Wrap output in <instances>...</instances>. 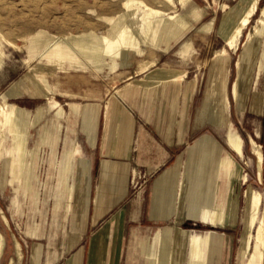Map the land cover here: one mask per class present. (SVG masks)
<instances>
[{
	"label": "rangeland",
	"instance_id": "1",
	"mask_svg": "<svg viewBox=\"0 0 264 264\" xmlns=\"http://www.w3.org/2000/svg\"><path fill=\"white\" fill-rule=\"evenodd\" d=\"M124 1L126 0H0V28L11 42L21 47V50L17 51L0 39V43L3 44L0 46V109L4 102L10 107L16 105L19 109L17 112L13 110L9 113L7 123H3L0 116V160H3L0 163V211L4 210L10 221V226H7L0 212V231L6 240V250L1 264H6L13 253V235L22 244L26 257L23 264H31L34 248L38 247H41L42 264H72L79 254L83 259L86 236L84 235L79 243L69 242L73 209L67 212L68 202L58 207L57 199L60 185L58 163L63 153L71 148L75 141L80 142L85 149L83 143L87 141L82 112L77 115L65 104L77 103L82 110L87 104H98L100 106L98 125L105 121L104 112L108 102L111 103L110 107L123 106L126 105L123 100H133L137 105L143 104L147 112L146 119L154 125L158 122L161 112V120L166 128L161 133L164 134L163 138L171 139L173 145L163 146L167 161L163 168L153 174L155 176L153 179L164 171L173 169L178 163L180 173L186 175L189 149H195L197 146L202 148V142L207 139L209 143L211 140L214 141L217 150L214 161L212 164L206 161L202 168L203 194L208 188L209 175L212 174L209 186L214 195L212 206H215L218 200L225 199L228 209L236 206V216L228 221L224 228L207 226L190 216H185L177 222L174 214L168 221L156 225L150 221V210L147 209L151 197L147 186L153 179L150 180V175L144 172H138L137 179L132 184L129 201L137 202L140 197L142 200L139 201V209L135 212L133 223L125 229V242L116 245L121 251V264H146L139 254L137 238L149 237L158 228L171 227L162 232L169 236L171 229L176 226L184 230L197 229L201 232L212 230L218 236L222 235L224 245L221 253L214 258L215 264H237V252L244 227L245 192L250 187L249 191L261 192L264 198V176L263 184H259L256 177L258 163L252 145L253 141L256 142L264 154L262 37L253 38L249 46L253 44L256 50L251 58L245 59L246 48L249 47L246 46L248 36L256 21L262 17L264 0H260L259 10L252 18L249 28L244 31L236 50H229L227 47L232 25L229 23L228 26H224L225 15L230 10L244 14L253 0H192L187 11L181 8L177 11L194 28L183 33L178 41L172 43L169 51L163 50V45L169 38L166 34L165 36L162 34L163 41L158 40L151 46L130 48L124 43L123 36L110 33L111 28L117 25L118 16L126 12L123 8ZM144 1L171 13L170 8L159 0ZM138 15L144 16V11L138 9ZM196 16H199L197 22ZM213 19L215 22L212 30L199 31ZM162 26L165 29L174 24ZM159 31L155 37H160L161 33H164L161 28ZM141 32L143 33V28ZM86 34H95L101 39L96 45L97 49H112L111 57L104 64L98 62L101 52L95 53L89 62L82 55H74L65 45L67 38H80ZM185 44L186 48L182 47ZM222 49H227L228 55L217 56ZM69 56L73 57V60ZM221 62L224 64V86H227L230 99L226 118L232 127L219 131L218 127L207 119L202 129L194 131L197 109L207 98L210 71ZM238 63L241 65L240 68H237ZM151 68L150 72L154 74L167 71L186 75L180 92L169 94L163 88L150 91L135 90V85L141 83V77L131 80L127 77ZM105 70L103 75L107 78L97 76V73H103ZM235 80L240 81L238 101L231 93ZM47 81L58 91L54 94L53 90L55 101L52 100L51 104L48 100L51 96L43 88ZM195 81L196 91L187 93L186 88L193 86ZM115 85H118L116 90ZM38 86L44 91H39ZM8 93H13L15 97L9 99L11 95ZM241 95L247 97V100L238 105L236 102H240ZM127 105L131 106L129 103ZM63 108L67 114V122L56 118L64 112ZM39 110L41 112L36 120L35 115ZM184 124L186 130H173L174 126L183 128ZM18 129L22 134L18 133ZM43 129H48V134L45 135ZM231 131H235L236 137L243 141V159H240L226 143ZM2 133L5 140L2 139ZM178 138L179 144L175 145ZM22 139L28 140L26 147L23 143L16 145V142H22ZM209 143L207 149L210 148ZM34 150L35 162L32 156ZM227 155L233 157L240 173L248 176L245 179L247 185L241 180L230 182L225 175L215 177L213 172L217 162ZM9 158H21L24 161L10 163ZM189 162L193 163L195 167L193 173L196 174L200 167V157ZM30 165L33 175L30 182L33 186L32 189H27L25 184L29 181L28 177L23 175L18 179L15 176L21 169L28 170ZM176 171L178 175L179 169ZM193 182L196 181L192 180L191 183ZM13 198H17L16 205L11 202ZM70 204L73 207L72 202ZM250 226L249 216L245 239H249L254 233ZM258 253L259 248L252 241L249 255L258 256Z\"/></svg>",
	"mask_w": 264,
	"mask_h": 264
},
{
	"label": "crops",
	"instance_id": "2",
	"mask_svg": "<svg viewBox=\"0 0 264 264\" xmlns=\"http://www.w3.org/2000/svg\"><path fill=\"white\" fill-rule=\"evenodd\" d=\"M230 11L233 14L229 23L233 26L236 22V17L241 13H237L234 10ZM214 22V19L211 20L209 24L203 25L199 31L212 30ZM1 45L3 44L0 43ZM182 47L186 48V44ZM171 48L172 43L163 45V50L165 51H169ZM223 65V62H221L210 71L207 98L197 109L194 131L202 129L207 119L214 123L219 131L232 127V124H228L226 118L230 108V99L227 86H224ZM154 67H156V64ZM152 68L145 72H136L134 75L127 77L128 80L141 77V83L135 85V90L150 91L163 88L169 94H178L180 92V87L185 82L186 75L167 71L154 74L150 72ZM105 72L106 70L103 73H97V76L107 78L103 75ZM142 75L145 76L142 77ZM47 84L52 91L54 90V94L58 92L49 82ZM117 86H114L115 90ZM37 89L39 91L43 90L39 86ZM195 91L196 81L193 86L186 88L187 93H194ZM231 91L233 96V86ZM8 94L11 95L9 99L15 97L13 93ZM48 95L50 94L48 93ZM48 95L46 94L47 97ZM68 96L74 95L69 94ZM246 100L247 97L241 95L240 102H235L239 105ZM123 102L126 105L129 103L132 107L128 105V107L126 105L110 107L111 103L108 102L104 112L105 121L100 122L98 125L97 121L100 115V106L98 104H87L84 110L77 103L65 104L77 115L82 112L85 131L87 132V141L83 143L85 149L82 148L80 142L75 141L72 147L63 153L58 163V182L60 184L57 191L58 207H62L64 202H68L67 212H70L71 208L73 209L72 230L68 235L69 242L79 243L82 241L83 236H86L83 259L79 254L72 264H121V251L117 249L116 245L125 242V229L133 223L135 212L139 209V201L142 200L140 197L137 202L134 200L129 201V196L132 193V184L137 179L136 174L144 172L146 175H150V180L155 178L153 174L163 168L167 161V157L164 156L163 146L173 145L171 139L168 137V139L163 138L164 134L161 133L166 129L165 123L161 120V112L158 122L154 125L146 119L147 112L143 104L137 105L133 100H123ZM63 111L56 118L67 122V114L64 108ZM39 112L41 110L35 115L36 120ZM176 129L184 131L186 126L185 124L183 128L174 126L173 130ZM43 131L45 135L49 132L48 129H43ZM230 137H236L235 131H231L228 134L226 143L240 159H243L244 148L243 153L242 151L241 153L236 151L229 143ZM179 141L178 138V142L175 145H178ZM208 143L209 140L207 139L202 142V148L197 146L195 149H189L188 165L185 168L186 175L180 173V163H178L173 169H170L172 170L171 172H169L170 170L164 171L156 179H153L152 183L150 181L147 191H150L151 197L147 209L150 210V221L152 223L156 225L164 223L174 214L177 222L181 221L185 216H190L193 220H199L207 226L224 228L228 221L235 218L236 206L233 205L232 208L228 209L227 200H218L217 204L212 206L214 195L209 187L212 174L209 175L208 188L203 194L202 168L206 165V161H210L212 164L214 154L217 152L214 147V141L211 140L209 143L210 150L207 149ZM23 147L22 149L25 151ZM32 156L33 162H35V150ZM197 157H200L201 168L199 167V171L194 174L193 170L195 167L189 161ZM8 161L10 163H22L24 159L9 158ZM2 162L3 160H0V163ZM29 167L28 170L21 169L18 171L15 178L20 179L23 175L27 176L29 181H27L25 187L32 189L33 185L30 182L33 177L32 165ZM20 168L22 167L20 166ZM178 169L177 175L176 170ZM213 174L217 178L225 175L230 182L241 180L247 185L245 179L248 176L240 173L235 160L228 155L219 159ZM192 180L196 182L192 184ZM249 189L250 187L245 192L244 227L237 252V264H245L247 261V256L243 257V250L249 221V203L247 199ZM11 202L16 205L17 198H13ZM71 202L73 207H71ZM169 228L171 227L158 228L149 237L137 238L139 254L146 264H154L150 257H155L157 264H197L191 252V242L194 238L209 239L206 253L207 264L216 263L214 258L221 253L224 245L222 235L218 236L212 230L201 232L197 229L184 230L176 226L171 229L169 236H165L162 232ZM163 242L167 246H162ZM41 255V247L34 248V258L31 264H42V262L40 263Z\"/></svg>",
	"mask_w": 264,
	"mask_h": 264
},
{
	"label": "bare ground",
	"instance_id": "3",
	"mask_svg": "<svg viewBox=\"0 0 264 264\" xmlns=\"http://www.w3.org/2000/svg\"><path fill=\"white\" fill-rule=\"evenodd\" d=\"M159 1L162 2L166 7L170 8L171 13L165 11L164 9H160L159 7L155 8L156 6L153 7L144 0L124 1L123 8L126 9V12L121 13L118 16L117 25L111 28L110 33L115 34L119 37L123 36L124 43L128 47L134 48V47L151 46L154 43H156L158 40L163 41L164 40L163 38L165 36L164 34L169 35V38L165 42L167 45H169L171 43L178 41L182 37L183 33L194 28V26L188 21H186V19H184L182 16H180L177 11V9L179 8H181L183 11H187L188 7L192 3V0H159ZM259 4H260V0H253L247 11L244 14H239L236 17V22L233 26H231L230 36L229 39L227 40V47L229 50L237 49L238 43L240 39L243 37L244 31L249 28L252 22V18L256 15V13L259 10ZM138 9H142L144 11V16L138 15ZM91 12L94 13L93 11ZM232 14H233L232 11L226 13L224 19L225 20L224 26H228ZM135 15L136 17L133 18V16ZM198 20H199V16H196L195 22H197ZM142 22L144 24H142ZM168 23L174 24V26H168L167 28L164 29V26L162 25ZM142 28H143V33L141 32ZM160 28L164 30L163 31L164 33H161L160 37H155L156 33L160 30ZM256 36H260L264 39V10L262 11V17L256 21V25H254L252 32L249 34L247 40L248 42L246 43V46H249L251 42H253L252 41L253 38ZM0 39L6 45H9V47L11 46L17 51L21 50L20 49L21 47L19 48L15 43L11 42L8 39V37L2 32L1 28H0ZM99 41H101V39L97 35L86 34L84 36H81L80 38L78 37L71 39L67 38L65 45L71 50V52H73L74 55H82L83 58L89 62L91 61V59L94 58L93 55H95V53L101 52L98 62L104 64L108 60V58L111 57L112 49L111 48L108 49L109 51L107 49L106 50L97 49L96 45L100 43ZM255 50L256 49L253 44L248 48H246L245 59L247 57L251 58ZM262 53H263L262 55L264 56V47ZM226 55H228L227 49H222L217 54V56L219 57H224ZM69 58L73 60V57L69 56ZM240 67L241 65L240 63H238L237 68ZM47 82L44 83L43 88L50 94L51 97H49L48 100L50 101L51 104L52 103L51 101L52 100L55 101V98L53 97V91L49 88ZM239 83H240L239 80L233 83V97L237 101L239 99ZM13 110L17 112L19 109L16 105L10 107L7 102L1 104L0 116L3 120V123H7L8 115ZM18 133L22 134V131L18 129ZM1 136L2 139L5 140V135L3 133ZM27 141H28L27 139H22V142L18 141L16 142V145H19V143H23V145L26 147ZM229 143L236 151L241 153L243 147V141L240 138L230 137ZM252 145L254 147L253 153L258 163L257 178L259 184H263L264 154L256 142L253 141ZM247 199L249 203V216L251 217L250 227L254 229V233L252 236H250L249 239H245L244 241L243 257L247 256V261L245 264H264V211H263L264 198L261 192L249 191L247 195ZM0 212L2 215V220L5 222L7 226H10V222L4 211L2 210ZM13 240H14L13 253L8 258L6 264H23L26 257L23 251L22 244L19 241V239L14 235H13ZM252 241L255 242L259 248L258 256L249 255V249L251 247ZM162 246L165 247L167 246V244L163 242ZM208 246H209V239L203 240V239L194 238L192 240L191 252L197 264H207L206 253ZM5 250H6V240L2 232L0 231V264L3 259ZM150 258H152L154 264H157V259L155 257H150Z\"/></svg>",
	"mask_w": 264,
	"mask_h": 264
}]
</instances>
